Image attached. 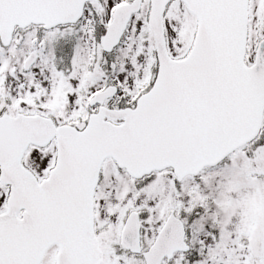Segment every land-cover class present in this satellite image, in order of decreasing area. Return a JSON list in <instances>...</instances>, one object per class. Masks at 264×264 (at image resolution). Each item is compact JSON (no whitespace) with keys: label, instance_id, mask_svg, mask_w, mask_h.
I'll return each mask as SVG.
<instances>
[{"label":"snow or ice","instance_id":"6c2138e0","mask_svg":"<svg viewBox=\"0 0 264 264\" xmlns=\"http://www.w3.org/2000/svg\"><path fill=\"white\" fill-rule=\"evenodd\" d=\"M0 264H264V0H0Z\"/></svg>","mask_w":264,"mask_h":264}]
</instances>
